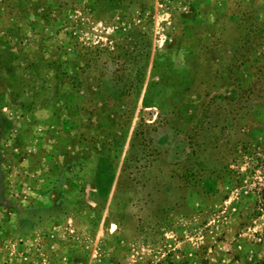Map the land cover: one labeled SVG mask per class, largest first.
Here are the masks:
<instances>
[{
  "label": "rangeland",
  "instance_id": "1",
  "mask_svg": "<svg viewBox=\"0 0 264 264\" xmlns=\"http://www.w3.org/2000/svg\"><path fill=\"white\" fill-rule=\"evenodd\" d=\"M263 32L264 0H0V264H264Z\"/></svg>",
  "mask_w": 264,
  "mask_h": 264
},
{
  "label": "trees",
  "instance_id": "2",
  "mask_svg": "<svg viewBox=\"0 0 264 264\" xmlns=\"http://www.w3.org/2000/svg\"><path fill=\"white\" fill-rule=\"evenodd\" d=\"M124 1L125 0H100L102 6L104 8H106V9H108V10H117V9H120L123 6ZM244 22L247 24L248 23V19L246 21H244ZM245 28H246V26H244V29ZM244 34H245V37H247V39L250 38V32H248L247 30H245ZM261 39H262V41H264V32L261 34ZM247 47H248V45L245 48V52L247 51ZM238 51H239V49L237 50V53H238ZM246 62H247V60H246ZM246 62H244V64ZM242 63H243V61H242ZM59 65H60L59 60L53 62V65L51 66L52 68H54L53 69V72L57 70V68L59 67ZM263 68L261 70H263ZM60 83H61V81H60Z\"/></svg>",
  "mask_w": 264,
  "mask_h": 264
},
{
  "label": "water",
  "instance_id": "3",
  "mask_svg": "<svg viewBox=\"0 0 264 264\" xmlns=\"http://www.w3.org/2000/svg\"><path fill=\"white\" fill-rule=\"evenodd\" d=\"M88 195H89V188H88V190H87V198H86V201H87V203L92 204V203L89 201V199H88Z\"/></svg>",
  "mask_w": 264,
  "mask_h": 264
}]
</instances>
